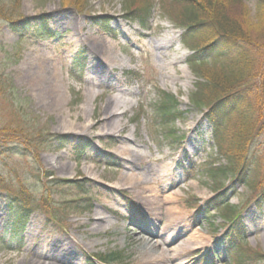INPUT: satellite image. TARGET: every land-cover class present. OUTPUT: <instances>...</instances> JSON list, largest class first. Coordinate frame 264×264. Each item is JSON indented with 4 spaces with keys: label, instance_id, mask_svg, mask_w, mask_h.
I'll return each instance as SVG.
<instances>
[{
    "label": "rangeland",
    "instance_id": "obj_1",
    "mask_svg": "<svg viewBox=\"0 0 264 264\" xmlns=\"http://www.w3.org/2000/svg\"><path fill=\"white\" fill-rule=\"evenodd\" d=\"M148 1L153 16L150 32L122 17L133 0H0V264H88L86 259L92 255L110 252L123 254L121 264H142L147 254L155 255L161 264H232L234 249L226 237L232 224L229 216L233 221L241 216L247 228L246 244L238 241V255L249 259L245 264H260L249 255L264 254V211L253 203L264 189V135L259 131L250 147L251 156L261 161L260 170L248 174L245 183L236 182L237 175L214 183L207 171L228 165L215 141L224 134L220 130L216 135L203 118L208 108H199L191 100L198 83L187 65L191 53L165 12H173L177 4ZM247 1L254 14L257 0ZM139 2L146 3L138 0L135 8ZM42 17L54 37L37 36ZM104 17L110 21L112 34L94 22L97 18L100 24ZM14 21L20 22L22 36L10 29ZM90 39L112 43L125 66L108 70L104 76L99 73L102 87L94 88L99 97L85 114L87 93L93 88L87 79L96 64L94 51L87 46ZM37 58L57 65L67 89L61 113L38 106L37 88L26 79ZM80 58L85 65L79 71ZM176 60L168 67L178 77L172 83L163 78L162 67ZM219 68L209 70L213 73ZM245 83L242 108L251 107L257 116L260 112L251 101L255 78ZM115 88L128 92L125 100L130 103L120 109L115 124L106 127L101 125L104 108ZM164 93L176 97L184 111L171 126V135L154 111ZM223 118L225 132L238 129L243 122L237 113ZM69 121L78 132H61ZM127 150L135 152V162L122 156ZM65 163L72 175L58 170ZM132 178L145 180L144 187L160 198V210L146 206L139 198L141 188L129 184ZM54 180L84 185L93 208L74 210L84 206L79 201L84 196L76 187H61ZM22 191L28 193L34 215L24 240L19 241L8 233L7 193ZM219 198L225 202L223 208L211 207ZM226 202L233 213L226 210ZM51 211L57 220L49 218ZM98 217L104 222L93 231ZM147 230L153 236L144 248L138 236ZM189 236L201 239V244L177 250L178 257L167 254Z\"/></svg>",
    "mask_w": 264,
    "mask_h": 264
},
{
    "label": "trees",
    "instance_id": "obj_2",
    "mask_svg": "<svg viewBox=\"0 0 264 264\" xmlns=\"http://www.w3.org/2000/svg\"><path fill=\"white\" fill-rule=\"evenodd\" d=\"M133 1L130 11L122 17L131 23H137L147 32L151 31L150 21L153 16L150 1L139 2L137 5L140 7L137 8L134 4L138 0ZM173 2L177 4L174 11L169 13L170 11L166 9L165 12H168L167 15H170L173 25L180 31L182 45L191 53L187 65L198 80L191 100L199 108H208L203 113V118L207 120L216 135L220 130V133L224 134L215 141H217L220 156L227 160L228 165L214 166L207 171V174L214 183H217L221 177L231 175H237L236 182L245 183L246 176L260 170L261 166L258 157L251 156L250 147L254 143L255 136H260L259 131L264 135V0L256 1L254 14L247 0H174ZM41 20L43 23L38 29L37 36L42 39L54 37L55 34L47 28L45 17ZM94 20L107 34H112L108 18H102L103 22L100 24L99 19ZM20 25V22L14 21L10 24V29L22 36L24 32L21 31ZM77 62L76 68L79 71L84 70V61L80 58ZM216 67H220L219 70L211 73L209 68ZM249 78L251 80L255 78L256 81L255 87L251 88L252 91L254 90L251 101L260 112L257 116H253L251 107L242 108L244 98L242 91L245 88L243 85L248 84L245 81ZM181 106V102L168 93H164L160 102L154 105L156 118H159L168 128L170 135L174 132L173 125L184 115ZM229 113H237L243 122L238 129L225 132V122L222 119ZM32 145L35 147V142ZM78 153L80 154L79 151ZM54 181L55 185H61V187L65 185L70 188L76 187V190L84 196L79 200L85 203L84 206H76L74 210L87 212L93 208L86 197L89 191L85 190L84 185L65 180ZM259 193L253 203L255 202L257 208L264 211V189ZM7 194L8 233L12 238L23 241L24 232L34 215V208L28 193L22 191L19 194L17 192ZM46 198L47 193L42 203ZM226 203L228 207V202ZM210 204L213 208L221 209L225 202L219 198ZM226 210L233 213L230 207ZM49 213L52 221L57 220L55 211ZM228 219L232 221V224L227 229L226 237L230 243L229 248L234 249V255L230 258L231 263L245 264V261L249 259L238 255L240 248L238 241L240 245L246 244L247 228L243 225L241 216L234 221L231 216ZM91 257L87 259L88 264H121L124 261L123 254L115 252ZM249 257L264 264V254L256 252Z\"/></svg>",
    "mask_w": 264,
    "mask_h": 264
},
{
    "label": "bare ground",
    "instance_id": "obj_3",
    "mask_svg": "<svg viewBox=\"0 0 264 264\" xmlns=\"http://www.w3.org/2000/svg\"><path fill=\"white\" fill-rule=\"evenodd\" d=\"M160 48L163 47V43H157ZM89 48H91L92 51H94L95 56V66L94 70H91L90 75L87 79V83H89V86L92 88V90L88 91L86 104L87 107L84 110L85 114H88V111L90 112L91 106L93 105V102L99 97V94L94 91V88H100L102 87L101 78L99 76V73L101 75L111 70L113 71L114 68H123L125 66V61L120 60L119 56L116 54V52L112 49V43H108L106 41H100L97 40H91L89 44H87ZM176 61L170 62V64H166L162 67L163 69V78L171 81L172 83L177 82L178 77L176 75L172 74L170 72V69L168 68L171 65L176 64ZM35 68L33 70H29L28 73H25L27 75L26 79H29L32 81L33 85L37 88V90H34V96L38 100V106H43L47 110H51L54 112H62L61 110L65 107L66 101H67V89L64 84L61 82V78L59 79V76L57 74V65L53 64H47L45 61L41 60V58H37L35 60ZM113 98L108 100L107 105L104 108V114L106 115L104 118V121L101 123V125H106V127L115 124V121H117L119 117V111L120 109H123L125 107L129 106V103H126V97L128 96V92L122 89H113L112 90ZM89 125V124H88ZM90 127L96 126L95 124L89 125ZM75 123L72 121L65 122L61 126V132H78V129L76 128ZM85 127L82 128V130H79L80 132L85 129ZM122 156L128 157L130 162H135V158L132 156V154H135L132 150H127L126 152H122ZM61 173H67L69 175H72V173L69 172V165L63 164L58 169ZM90 171L87 170V173ZM131 186L134 189L141 188L139 190V198H142V201L148 206L149 208L160 210L162 208V203L160 201V198L156 196L152 191H148L145 185L144 179H130ZM95 227L93 228V231H98L101 227V223L104 222L103 217H98L94 220ZM178 233V232H177ZM153 233L150 230L143 231L138 236V241L143 245L144 248H147L149 244L151 243V238ZM195 244H201V239L193 238L192 236H189L185 238V241L174 247V249L167 250V254L169 256H172L175 254V257H178L181 253H177L179 251H185V249L192 248L195 246ZM159 259L156 258L155 255L147 254L142 264H161Z\"/></svg>",
    "mask_w": 264,
    "mask_h": 264
}]
</instances>
